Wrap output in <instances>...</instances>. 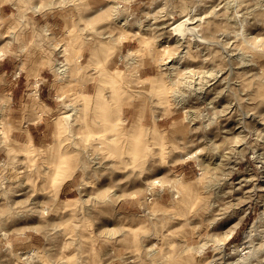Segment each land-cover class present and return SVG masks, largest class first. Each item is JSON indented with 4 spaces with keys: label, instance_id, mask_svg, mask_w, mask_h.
Instances as JSON below:
<instances>
[{
    "label": "rangeland",
    "instance_id": "374dc122",
    "mask_svg": "<svg viewBox=\"0 0 264 264\" xmlns=\"http://www.w3.org/2000/svg\"><path fill=\"white\" fill-rule=\"evenodd\" d=\"M11 1L0 61L45 69L58 94L52 108L12 104L0 74V264H209L223 240L229 259L250 254L233 248L251 227L257 251L238 264H264V0ZM117 2L144 36L125 52ZM191 7L207 41L188 39L182 56L170 25ZM129 49L136 61L118 66ZM132 104L142 125L123 120Z\"/></svg>",
    "mask_w": 264,
    "mask_h": 264
},
{
    "label": "bare ground",
    "instance_id": "6f19581e",
    "mask_svg": "<svg viewBox=\"0 0 264 264\" xmlns=\"http://www.w3.org/2000/svg\"><path fill=\"white\" fill-rule=\"evenodd\" d=\"M235 1V0H234ZM227 2V1H226ZM225 2V3H226ZM245 2V1H244ZM203 5V4H202ZM206 5V4H205ZM216 5V4H215ZM253 6V5H252ZM116 7V10H115V12H114V15H115V18L117 19V20H119L118 22H120V24H122L123 25V31L118 35V39H117V43L119 44V48H121L122 49V40L123 39H126L127 37H129V36H137V37H140V38H142V37H144V36H142V29H139V28H142V27H138L139 25H135V26H132L130 23H129V21H128V18H127V16H125L124 17V15H123V17H120L119 15V12H118V10H119V8L117 7V5L115 6ZM34 8L35 9H39L40 8V4H36L35 6H34ZM208 8V7H207ZM214 8V7H213ZM227 8V7H226ZM232 8H233V6H232ZM208 10H209V8H208ZM207 10V11H208ZM213 10V9H212ZM233 10V9H232ZM253 10V9H252ZM241 11V10H240ZM247 11V10H246ZM122 12V11H121ZM236 12V11H235ZM213 13V12H212ZM226 14V13H225ZM224 14V15H225ZM250 14V13H249ZM237 15V14H236ZM251 15V14H250ZM237 17H238V15H237ZM236 17V18H237ZM243 17V16H242ZM202 18V15H201V13H199V12H197V10H195L194 8L192 9V7H191V9L187 12V13H185L184 14V16L178 21V22H176V23H172L171 25H170V29H172L173 30V32H174V40L179 44V45H181L182 46V48L180 49L181 50V53H183V54H181L182 56L184 55V54H186V53H188L189 51H188V49H185V47H186V43H187V40L188 39H190V38H194L195 40H202V41H207V39L206 38H204L203 36H202V34L200 33V31H199V29H198V23L197 22H199L200 21V19ZM225 18V17H224ZM219 19V18H218ZM241 19H244V18H241ZM233 20V19H232ZM240 20V19H239ZM180 22H183L184 23V26H182V30L181 31H178L177 29H176V26L178 25V23H180ZM212 22V21H211ZM245 22V21H244ZM158 23V22H157ZM161 23V22H160ZM159 23V24H160ZM164 23V22H163ZM158 25V24H157ZM163 26V25H162ZM165 26V25H164ZM259 26V25H258ZM46 27V26H45ZM44 27V28H45ZM136 27H138L137 29H136ZM159 27H161V26H159ZM227 29V28H226ZM212 30V29H211ZM223 31V30H222ZM221 31V32H222ZM227 31V30H226ZM216 32V31H215ZM238 32V31H237ZM207 34V33H206ZM227 34V33H226ZM221 35V34H220ZM189 37V38H188ZM166 38V37H165ZM221 38V37H220ZM225 38V37H224ZM167 40V39H166ZM224 40V39H223ZM222 40V41H223ZM221 41V40H220ZM163 42V41H162ZM224 43V42H223ZM197 44V43H196ZM168 46H169V44L167 43V41H166V44H164L162 47H161V49L162 50H167V48H168ZM61 48V46L59 47V49ZM203 48V47H202ZM62 49H67L66 47H63ZM206 49V48H205ZM203 50V49H202ZM125 52V51H124ZM204 52V51H203ZM0 53L2 54L3 52H1L0 51ZM135 53H136V49H129V51L127 52V53H125V55L124 56H127V58H129V60H130V63L131 62H134V61H136V58H135ZM258 53V52H257ZM237 54V53H236ZM240 55V54H239ZM251 55V54H250ZM180 56V55H179ZM181 56V57H182ZM242 56V55H241ZM180 57V58H181ZM240 57V56H239ZM243 58V57H242ZM257 58V57H256ZM258 60V59H257ZM172 61V60H171ZM179 61V58L178 59H176L174 62H178ZM246 61V60H245ZM242 62V61H241ZM249 62V61H248ZM255 62V61H254ZM165 63V62H164ZM168 62H166L165 64H167ZM168 64H170V63H168ZM242 64V63H241ZM244 64V63H243ZM181 65V64H180ZM239 65H240V62H239ZM250 65V64H249ZM248 65V66H249ZM236 67V66H235ZM241 67V66H240ZM243 67V66H242ZM166 68L167 69H169V72L171 71V72H174V71H172L174 68H175V66H174V64H171V65H167L166 66ZM56 69H57V71L61 74V75H64V76H67L68 74H69V72H70V67L68 66V65H65L64 63H57L56 64ZM248 69V68H247ZM213 70V69H212ZM222 70V69H221ZM220 70V71H221ZM219 71V70H218ZM169 73L170 74V76H171V74L172 73ZM203 74V73H202ZM215 74V73H214ZM216 75V74H215ZM213 77V76H212ZM225 77V76H224ZM182 78V77H181ZM224 79V78H223ZM222 80V79H221ZM238 80V79H237ZM236 80V81H237ZM175 81H176V79H175ZM212 81V80H211ZM239 82V81H238ZM235 83V82H234ZM240 84V83H239ZM205 85V84H204ZM249 85V84H248ZM252 85V84H251ZM232 87V86H231ZM232 89V88H231ZM224 90V89H223ZM177 91V90H176ZM175 91V92H176ZM189 91V90H188ZM191 91V90H190ZM252 91V90H251ZM177 92H179V91H177ZM182 92V91H181ZM184 92H182V93H180V95H181V97H182V95H183V97L182 98H184V94H183ZM201 93V92H200ZM221 93V92H220ZM188 94V93H187ZM179 95V94H178ZM180 95L178 96V97H180ZM219 95V94H218ZM188 96V95H187ZM198 96V95H197ZM202 96V95H201ZM223 96V95H222ZM199 98V97H198ZM207 98H209V97H207ZM177 101V100H176ZM186 102V101H185ZM71 107V109L73 110L72 112H71V114H73L74 112H77V110H78V108H75V107H73L72 105L70 106ZM227 109V108H226ZM71 114H67V115H65L66 116V118H67V120H69V119H72L73 117H72V115ZM0 126H1V124H0ZM136 128V126H133V129H135ZM0 133H3V129H2V132H1V130H0ZM192 150V149H191ZM198 150V149H197ZM197 154V151H192V153H190L188 156H194V155H196ZM187 156V157H188ZM221 160V159H220ZM222 161V160H221ZM221 163V162H220ZM242 181V180H241ZM247 181V180H246ZM242 184H243V182H242ZM247 185V184H246ZM215 186V185H214ZM210 188V187H209ZM208 188V189H209ZM212 188V187H211ZM211 188H210V190H211ZM217 188H220V186L219 187H217ZM237 188H239V187H237ZM252 188V187H251ZM223 189V188H222ZM240 191V190H239ZM220 192V191H219ZM226 192V191H225ZM248 192V191H247ZM222 193V192H221ZM221 193H215L216 195L217 194H221ZM229 193V192H228ZM238 200V199H237ZM238 224H239V222H236L235 224H233L232 226H230L227 230H226V234H225V238H229V237H231L232 235H233V233H234V231H235V229H236V227L238 226ZM253 227H251V228H249L246 232H245V235H244V245L243 244H239V245H234V248H233V252L234 253H243L244 251L245 252H249L250 254H245V256L243 255H241L240 257H237L236 259H229V255L227 256V253L225 252V249L223 248L225 245V240H223L222 242H217V244H216V252H218V255H215V257L214 258H211L210 260H209V264H219V263H217V262H214L216 259H221V258H223V262H226L227 264H238L240 261H242L241 259L243 258V257H248L249 255H253V253H256L255 251H257V248L255 249V247H254V250H253V248L252 249H249V250H246L245 248L246 247H248V246H250V247H252L253 245L251 244V242H253L252 241V238H253V236H254V234L255 233H253ZM2 233H6V231H3ZM259 239V238H258ZM254 240V239H253ZM264 241V240H263ZM208 243V241H205L204 243H202L200 246H198V247H192V248H194V250H195V252H197L198 254H201L203 251H204V248H205V246H206V244ZM262 243V242H261ZM252 245V246H251ZM264 247V246H263ZM190 248H191V246H190ZM260 248V247H259ZM264 250V248L262 249V251ZM261 251V249H259V252ZM258 252V253H259ZM261 253V252H260ZM259 253V254H260ZM255 256V255H254ZM253 256V257H254ZM257 256V255H256ZM217 257V258H216ZM263 257H264V255H263ZM216 258V259H215ZM231 258V257H230ZM248 258H250V257H248ZM248 258H247V260H248ZM255 258H258V257H254V259ZM251 259H252V256H251ZM260 259V258H259ZM261 260H262V258H261ZM254 261V260H253ZM259 261V260H258ZM246 262V261H245ZM250 262V261H249ZM248 263V262H247ZM252 263V262H251ZM250 263V264H251ZM259 263H261V262H259ZM207 264V263H206Z\"/></svg>",
    "mask_w": 264,
    "mask_h": 264
},
{
    "label": "crops",
    "instance_id": "0c3cea01",
    "mask_svg": "<svg viewBox=\"0 0 264 264\" xmlns=\"http://www.w3.org/2000/svg\"><path fill=\"white\" fill-rule=\"evenodd\" d=\"M16 8V5L11 0L3 1L0 3V15H8L9 13L13 12V9ZM48 23L51 26V29L54 33V37L56 39H61L63 36V33L65 32V24L63 23H57L53 17L51 18V21H48ZM59 29H61L62 32H58ZM134 41L133 39H131ZM128 37L126 39L122 40V52L125 48H130V44L127 42ZM56 53V52H55ZM61 56H64L63 54H59ZM125 53L123 55H118L117 57V65H121L123 61H120V57H124ZM84 55H81L79 58V61L82 60ZM66 62H64L65 64ZM78 63V62H77ZM79 64V63H78ZM23 66V67H22ZM32 67L30 66H24L23 64H20L18 61H13L11 64H7L3 61H0V74L10 76L12 75L13 79L11 80L13 85V89L11 90L12 95V104L18 103L19 105H27L29 103L36 102L37 100L41 103L48 106V108H52V105L50 104L51 101L55 100L57 98L58 90H56V86L53 85V81L49 80L48 77L44 75V70H39L38 75H33L30 73L29 70H31ZM142 67H140V70ZM150 74H146V76H149ZM140 76L142 77V71H140ZM88 84V83H87ZM85 84L83 85H74V87H79L80 93L86 94L85 92ZM55 89V91L53 90ZM129 108V109H128ZM130 108H136V106L132 105H125L123 107V120L126 122L131 123H139L142 125V113L138 114L136 116H131V109ZM21 116L13 118L14 120L18 121L20 120ZM47 125L39 128H36L35 130L40 133H44L46 130ZM31 136L33 138V135L31 133Z\"/></svg>",
    "mask_w": 264,
    "mask_h": 264
},
{
    "label": "built area",
    "instance_id": "2783aa9c",
    "mask_svg": "<svg viewBox=\"0 0 264 264\" xmlns=\"http://www.w3.org/2000/svg\"><path fill=\"white\" fill-rule=\"evenodd\" d=\"M116 5H117V7L119 8L118 11H120L121 9H123L124 3H123V2H117ZM119 60H120V61H123V60H124L125 62L127 61V59L124 58V57H120ZM61 63H64V62H61ZM153 186H155V185H153ZM153 188H154V187H153ZM151 192H153V191H151ZM149 198L151 199V198H153V197L150 195Z\"/></svg>",
    "mask_w": 264,
    "mask_h": 264
},
{
    "label": "water",
    "instance_id": "95a60500",
    "mask_svg": "<svg viewBox=\"0 0 264 264\" xmlns=\"http://www.w3.org/2000/svg\"><path fill=\"white\" fill-rule=\"evenodd\" d=\"M182 26H184V23H183V22H180V23H178V25L176 26V29H177L178 31H181V30H182Z\"/></svg>",
    "mask_w": 264,
    "mask_h": 264
}]
</instances>
